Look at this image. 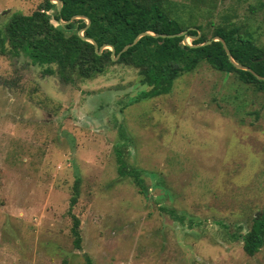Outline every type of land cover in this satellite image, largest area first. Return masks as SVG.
Here are the masks:
<instances>
[{
  "label": "rangeland",
  "instance_id": "1",
  "mask_svg": "<svg viewBox=\"0 0 264 264\" xmlns=\"http://www.w3.org/2000/svg\"><path fill=\"white\" fill-rule=\"evenodd\" d=\"M43 1L0 0V27ZM176 1L199 5L209 36L232 21L264 40V0ZM46 68L0 54V264H264V245L248 255L241 237L264 211L259 89L204 61L142 98L133 66L75 83ZM120 148L146 192L121 174Z\"/></svg>",
  "mask_w": 264,
  "mask_h": 264
},
{
  "label": "trees",
  "instance_id": "2",
  "mask_svg": "<svg viewBox=\"0 0 264 264\" xmlns=\"http://www.w3.org/2000/svg\"><path fill=\"white\" fill-rule=\"evenodd\" d=\"M62 2L60 12L56 3L44 0L30 14L13 13L6 23L5 30L0 27V54H23L32 64L47 66L46 73H56L66 83L103 75L113 64L133 66L138 69L141 83L150 87V90L142 93L141 98L169 93L179 77L193 72L204 61L216 70L234 73L240 82L254 86L264 94V80L258 79L251 71L235 67L221 41L213 40L208 44L192 46L220 36L226 41L235 61L264 76V40L255 36V32L250 29L251 24L211 22L213 28L209 36L204 25L195 22L194 10L199 9V5L194 6L195 2L193 6L181 4L176 0ZM185 12L189 13L188 20L184 17ZM74 15L87 16L91 23L87 26V20L84 18L73 19L67 24L61 23V20H70ZM84 27V35L95 39L99 46L113 45L115 55L144 31L175 34L188 30L189 35L199 37L192 39V45H188L184 44V36L144 35L117 60H113L109 48H104L99 54L93 43L79 35V31ZM53 65L56 67L53 68ZM117 161L121 174L132 176L140 191L146 192L148 187L144 184L141 172L135 168H127L121 148L118 149ZM79 186L78 177L69 208L73 245L78 249L82 247L81 221L72 209L78 200ZM164 210L170 212L172 209ZM241 237L243 249L248 255L253 256L260 251L264 245V211L253 217L250 228L241 234ZM86 263L92 264L88 256Z\"/></svg>",
  "mask_w": 264,
  "mask_h": 264
},
{
  "label": "water",
  "instance_id": "3",
  "mask_svg": "<svg viewBox=\"0 0 264 264\" xmlns=\"http://www.w3.org/2000/svg\"><path fill=\"white\" fill-rule=\"evenodd\" d=\"M52 1H53L54 3L57 4L58 11L60 12L61 9H62V5H63L62 0H52ZM8 11H9V10H6L4 13H7ZM76 18H84V19H86V20H87V26L91 23V20H90L87 16H84V15H74L70 20H67V21L61 20V23H62V24H67V23L71 22L73 19H76ZM87 26H86V27H87ZM86 27L82 28V29L79 31V35H80L83 39L88 40V41H90L91 43H93V45H94V47H95V50H96L99 54L102 52V50H103L104 48L109 47L110 50H111V52H112V58H113V60H117V59L119 58V56H120L124 51H126L128 48H130L131 46H133L135 43H137L138 40H139L142 36H144V35H153V36H155V37H176V36H184V44H188V45H192L191 43L188 42V40H187L188 37H191L192 39H194V38H198V37H199L198 35H197V36L189 35L188 32H187L188 30H183V31H181V32H179V33H175V34L155 33V32H152V31H144V32L139 33V34L136 36V38L134 39V41H133L132 43L125 45V46L122 48V50H121L120 52H118L117 55H115V47H114L113 45H110V44H103L102 46H99L98 43H97V41H96L95 39L85 36V35H84V30L86 29ZM192 28H195V27H190V29H192ZM199 34H200V32H199ZM213 40H218V41H221V42H222V44H223V46H224V49L226 50V52H227V54H228V56H229L230 61L235 65V67L240 68V69H244V70L251 71V72H252V73H253L258 79H260V80H264V76H262V75L256 73V72H255L254 70H252L250 67L245 66V65H243V64H241V63L235 61L234 58H233V56H232V54H231L230 49H229L228 46H227L226 41H225L222 37H220V36H215V37H213V38L210 39V40H207V41H205V42H203V43H200V44H197V45H192V46H200V45L208 44V43L212 42Z\"/></svg>",
  "mask_w": 264,
  "mask_h": 264
}]
</instances>
